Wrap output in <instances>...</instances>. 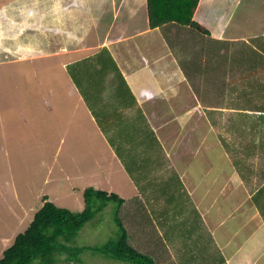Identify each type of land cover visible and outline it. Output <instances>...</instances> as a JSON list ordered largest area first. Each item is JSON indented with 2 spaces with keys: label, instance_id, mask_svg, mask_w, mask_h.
<instances>
[{
  "label": "crops",
  "instance_id": "1",
  "mask_svg": "<svg viewBox=\"0 0 264 264\" xmlns=\"http://www.w3.org/2000/svg\"><path fill=\"white\" fill-rule=\"evenodd\" d=\"M65 1L67 0H62V5H59L58 0H53L57 4L56 7L70 8L72 11L78 8V15L87 18L92 30L96 29L98 38L91 46L86 47V49L91 48L95 51L88 55L84 53L66 59L63 67L71 69L74 64L77 65L85 60L89 64L88 56L103 48L108 49V53L115 61L110 65L109 69L112 71L108 73L110 76L106 75L107 78L100 71L95 77H91L90 72H82L79 75L84 76L83 84L86 90L91 89L92 86V82L91 85H87L88 79L91 81L98 79L101 86H105L110 81L104 88L105 93L108 89L112 90L111 95L118 96V99L122 100L117 105L107 97L92 107L97 110L92 111L90 107L89 109L93 112L102 130L104 143L114 148V141L117 138V141L126 145L122 148L125 156L113 150L112 153L114 160L118 159L122 163H120L124 169L122 173L126 177L128 187L126 189L125 185H122L119 191H116L114 187L109 190L118 192L125 198L120 214L123 223L128 227V224H133L137 220L139 215L136 216V214L144 208V200L156 201L157 204L166 203L168 204V218L172 219L173 217H169L171 215H180L178 220L187 217L192 221V228L187 236L184 232L176 236L181 244V248L178 249L182 251L181 257L191 254V258L198 260L199 255H196L195 249L200 246L208 255L206 260L208 264H264V154L254 156L255 148L261 146L259 143L261 141L249 143L250 150L246 151L244 145L247 144L243 143L242 139L238 151L232 150L231 146L229 150L226 149L227 147L223 148L226 156L206 152L209 145L214 149L216 145L222 144L220 136L217 139L213 137L216 126L220 125L215 114L228 112L231 113L230 119L235 118V114H232L235 112L239 115H247L250 119L252 116L248 114L252 112L258 117L264 116V109H254L253 105L249 104L250 101H247L243 109H238L227 100L242 96L251 97L259 92H261L260 98H264V89L248 87L253 83V74L256 70L261 68L262 73L264 72V28H260L262 30L260 32L247 35L243 25V21L254 11L252 1L244 0L243 3H239H242L239 8L247 6L246 12L241 14L236 9L233 10L234 6L237 7L235 0H230V2L229 0L225 2L212 0L206 3L209 10L210 6L217 9L215 3H220L222 8L218 10L219 15L210 16L207 19L199 15L201 14L199 10L203 11L204 7L201 3L194 17L210 30L211 35L189 30L190 27L178 26L177 23H165L158 27H151L148 0ZM94 3L96 5L103 3V5L101 9H96ZM224 12L227 15L222 16ZM71 14L68 17L72 18L74 12ZM107 18H111L108 25L104 23ZM237 21H242V23ZM183 34L185 36L180 38ZM256 39L263 41L260 45H256L254 43ZM170 40L171 43H169ZM186 41L193 47L183 53L179 49H183ZM210 42L217 44L218 49L228 47L231 51L240 48L243 42L245 45H250L259 57L250 59L251 66L247 61L246 71L241 74L237 73L238 63H231V66H235V69L232 67L234 77L231 80L227 78L226 85L223 83L224 86H218V91L210 96L220 98H215L211 104L206 105L209 99H205L202 92L206 91V87L211 88L213 82L206 84L208 80L196 74L201 73L200 71L204 73L210 71V69L205 70L208 59L204 60L203 57V52L206 53ZM83 49L81 42L75 50L81 52ZM69 50L63 47L55 53H67ZM187 54L189 56H186ZM21 56L22 58L27 57L25 53ZM100 66L96 64L93 67L98 69ZM117 67L122 75H115ZM193 72L195 74L190 75ZM263 76L259 79L260 82L264 80H261ZM239 77H244V87L241 85V80H237ZM72 80L73 82H68L66 88L56 86L52 94L61 93L62 89L63 94L72 97V102L79 104L80 101H85L86 103V98L77 83L73 78ZM235 86L237 88H234ZM92 91L97 93L102 89ZM89 92L87 90L88 95ZM181 97L183 99H180ZM201 109L205 114H209L210 125L214 129L210 131L208 141L205 139L203 142H200L203 138L200 139L201 134L198 129L196 131L195 125L188 121L192 113H196V116L202 113ZM96 113H109L103 117V120H107V124L108 122H124V120L127 124L131 123L129 122L131 118L134 121V118L138 117L140 123L134 122L135 130L133 128V130L117 135L118 132L110 131L106 125L98 121ZM111 113L113 114L110 116ZM212 114L215 115L216 120ZM117 126L120 124H116ZM231 126V129L235 130V136L240 138L244 136L239 133L238 127L233 123ZM254 130L253 127L252 132ZM129 135L131 137L128 140ZM230 140L235 141V139ZM218 151L221 154V151ZM127 159L130 165L126 162ZM172 179L176 184L172 182ZM161 184L167 185L162 194L154 191ZM241 192L244 194L239 196ZM257 195L258 202L255 200ZM173 203H177L176 209L173 208ZM225 206L230 208L228 213L225 216H218L217 214L225 210ZM179 224L181 225V222L176 221L175 225ZM131 238L130 235L129 240ZM135 239L139 240L138 237ZM203 243L204 245H201ZM187 262L188 264H199L194 263L195 261Z\"/></svg>",
  "mask_w": 264,
  "mask_h": 264
},
{
  "label": "rangeland",
  "instance_id": "2",
  "mask_svg": "<svg viewBox=\"0 0 264 264\" xmlns=\"http://www.w3.org/2000/svg\"><path fill=\"white\" fill-rule=\"evenodd\" d=\"M211 1H199L198 6L201 3L204 6L203 11L199 10L200 17L207 19L210 16L219 15L218 10L222 8L221 4L215 3L217 9L210 6L209 10L206 3ZM220 1L225 2V0ZM250 1H252L254 11L243 21L247 35L260 32L262 31L260 28H264V24H262V22L264 23V0ZM58 2L59 5H62V0H58ZM234 2L237 3V7L234 6L233 10L236 9L241 14L246 12L247 6L239 8L244 0H235ZM240 2L242 3L239 4ZM56 5L53 0H0V257L4 250L13 243L16 235L29 226L35 212L44 203L43 195H47L50 200L61 207L81 211L86 205L83 194L86 187L94 186L108 191L113 189L112 187L116 191L122 189V185H125L126 189L128 187L126 177L122 173L124 171L122 163L118 159L114 160L112 153L113 150L125 156L122 148H125L126 145L117 141V138L114 141L115 149L104 143L102 130L99 128L93 112L89 109L90 107L92 111L97 110L92 107L107 97L117 105L122 100L118 99V96L113 97L112 90L108 89L105 93L103 87L101 92H97L99 94L95 91L89 92L86 98L87 104L85 101H80L79 104L75 101L72 102V97L63 94L64 90L62 89L61 93L52 94L56 86L66 88L68 82H73L69 70L77 74L92 71L86 60L77 63V65L74 64L71 69H65L63 62L84 53L91 54L95 50L86 49V47L91 46L98 38L96 29L92 30L87 18L78 15V8L72 11L70 8H61L60 6L59 9ZM94 5L96 9H101L103 3L100 5L94 3ZM71 12H74L72 18L68 17V15H72ZM223 14L227 15L225 12L222 13V16ZM110 19H105L104 23L106 22L108 25ZM237 22L242 23V21ZM236 32H238L237 29ZM184 36L185 34L180 38ZM261 41L263 40L256 39L254 43L260 45ZM81 42L84 49L77 52L75 49L80 46ZM176 43L178 44L177 41ZM63 47L70 49L69 52L55 53ZM191 47L193 46L186 41L183 49L179 50L186 53ZM204 52V60L208 59L205 70L210 69V71L206 73L200 71L201 73L196 75L207 79L206 84L213 82L211 88L206 87V91L202 92L205 95L204 98L209 99L206 101V105L211 104V101L216 98V96L210 95L218 91L217 87L226 85V80H231L234 77L232 67L235 69V66H231V63H238L236 65L237 73L241 74L246 71V62L257 58L252 47L243 42H241L240 48L233 51L228 47L218 49L217 44L210 42L206 54ZM23 53L27 55L26 58H22ZM195 54L198 55L197 52ZM191 55L193 56V53ZM211 60L215 63H212ZM242 60L244 62H241ZM108 63V65L112 64L110 59H108ZM248 65L251 66L250 62ZM108 71H112V69ZM98 72L97 67L96 69L93 67L91 77H95ZM108 73L102 72L104 77L110 76ZM193 74L195 72L190 75ZM263 75L264 72L262 73L261 68L256 70L253 74V83L248 87L263 90ZM262 76L261 80L263 81L259 82ZM237 80L244 81V77H239ZM217 81L224 82L217 84ZM203 82L205 85V81ZM255 94L250 99L256 101L251 103L257 104L259 102L257 98L261 97V92ZM184 99H188V97H184ZM230 99L227 100L230 101ZM78 105L79 107H77ZM107 114L109 113H96L98 121L102 125H106L110 131L118 132L117 135L133 130L134 122L140 123L138 117L134 118V121L131 118L129 120L131 123L127 124L125 120L107 124V120H103ZM230 114L228 112L215 114L220 125L216 126L213 137L217 139L220 136L222 144L216 145L214 149L209 145L206 152L226 156L223 148L231 146L232 150L238 151L240 141L243 139V143L247 144L244 145L246 151L250 150L249 143L261 141L259 142L261 146L255 148L254 156L264 154V146H262L264 133L257 129L252 132V119L247 118L246 115H239L238 112L237 114L235 112L232 113L235 114V118L230 119ZM210 120L209 114L204 112L198 113L197 116L196 113H192V117L188 119L189 123L195 125L196 131L198 129L201 134L200 139H203L200 142L205 139L208 141L210 131L214 130L211 128ZM232 123L238 127L239 133L244 134L243 137L235 136V130L231 129L232 126L230 127ZM116 124H120V126L116 127ZM130 137L129 135L128 140ZM230 139H235V141L232 142ZM218 150L221 151V154ZM126 162L129 164V159ZM174 184H176L175 181ZM166 187V184H161L157 187L160 190L154 189V191L162 194ZM243 194L244 192H241L239 196ZM176 202L180 201L176 200ZM157 203L144 200V208L136 214V216L139 215L137 220L133 224H128V227L125 224L129 231V237L132 236L133 245L151 254L155 259V264H188L187 261L208 264L206 262L208 255L200 246L195 249L196 255H199L198 260L191 258V254L181 257L182 251H178L181 244L180 240L177 241L176 236L183 232L187 236L188 231L192 228V221L187 217L178 220L180 215H171L169 217L173 218H168V204ZM176 204L173 203L174 209H176ZM229 210L230 208L225 206V210L217 215L225 216ZM114 211L116 215L118 212V215L121 214L122 206L120 207L119 202H110L105 209L90 219L72 238V244L96 246L117 237L120 229L116 225ZM190 215L194 216L192 213ZM176 221H180L181 225H175ZM135 237H138L139 240H136ZM81 259L84 263L61 260L56 264H130L127 261L108 258L101 252H93L89 249L82 252Z\"/></svg>",
  "mask_w": 264,
  "mask_h": 264
},
{
  "label": "trees",
  "instance_id": "3",
  "mask_svg": "<svg viewBox=\"0 0 264 264\" xmlns=\"http://www.w3.org/2000/svg\"><path fill=\"white\" fill-rule=\"evenodd\" d=\"M199 1L148 0V15L151 27H158L165 23H177L178 26L190 27L189 30L211 35L210 30L194 17ZM169 43H171V40ZM108 59H110L112 64L115 63L107 48H103L101 51L88 56L90 67L92 68L96 64L98 66L101 65L98 67V71H104L105 73H108L110 68ZM254 64L257 65L256 63ZM115 71V75H122L118 67L115 68ZM70 73L85 98L88 96L87 90H101L102 87L105 88L110 83L108 81L105 86H101L98 79H94L93 81L88 79V86L91 85V82L93 83L91 89L86 90L83 84L84 76H80L72 70ZM240 82L242 87H244V81ZM234 88H237V86ZM247 101H250L249 104L253 105V108L256 110L264 109V98L260 97L257 98V101H259L257 104L251 103L256 101H252L250 97L245 96L231 98L230 104H233L238 109H243L248 103ZM248 115L252 116L251 125L254 129L263 132L264 116L258 117L254 113ZM213 117L216 120L215 115ZM262 144L264 145V140ZM227 148L229 150L230 146H227ZM83 194L86 205L81 211H73L69 208L61 207L50 200L47 195H43V205L35 212L29 226L24 231L18 233L13 243L4 250L3 255L0 257V264H56L61 260L84 263L81 259V254L85 249L92 250L93 252L98 251L108 258L127 261L130 264L156 263L151 254L134 246L131 240H129L128 228L123 223L122 217L118 214L116 215L115 211L116 224L120 229L117 237L96 246H76L72 244V238L79 230L99 211L105 209L110 202H119L121 206L125 201L123 196L114 191L94 186L86 187ZM255 200L259 201L258 195L255 197Z\"/></svg>",
  "mask_w": 264,
  "mask_h": 264
},
{
  "label": "clouds",
  "instance_id": "4",
  "mask_svg": "<svg viewBox=\"0 0 264 264\" xmlns=\"http://www.w3.org/2000/svg\"><path fill=\"white\" fill-rule=\"evenodd\" d=\"M72 262H74V261H72Z\"/></svg>",
  "mask_w": 264,
  "mask_h": 264
}]
</instances>
